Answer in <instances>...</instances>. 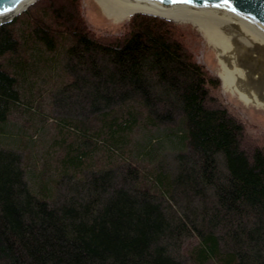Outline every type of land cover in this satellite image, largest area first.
Here are the masks:
<instances>
[{
	"label": "trees",
	"instance_id": "trees-1",
	"mask_svg": "<svg viewBox=\"0 0 264 264\" xmlns=\"http://www.w3.org/2000/svg\"><path fill=\"white\" fill-rule=\"evenodd\" d=\"M197 35L145 13L98 34L81 0H36L0 24V264H264V131L223 100ZM59 54L53 84L82 111L45 116L39 157L43 125L10 117L37 114L22 85ZM139 132L153 140L136 150ZM164 139L169 175L150 166Z\"/></svg>",
	"mask_w": 264,
	"mask_h": 264
},
{
	"label": "rangeland",
	"instance_id": "rangeland-1",
	"mask_svg": "<svg viewBox=\"0 0 264 264\" xmlns=\"http://www.w3.org/2000/svg\"><path fill=\"white\" fill-rule=\"evenodd\" d=\"M82 13L87 20L88 25L98 34H121L125 30V24L128 19H124L120 22H116L114 19L109 18L103 11L101 5L97 0H81ZM177 21V20H175ZM184 27L190 25L197 31L198 37L187 38V42L191 51L194 54L195 59L205 65L209 72L216 75L220 79V95L226 103H229L233 108H236L238 113L245 119L250 125L254 126L250 128V131L255 132L264 131V108L255 104H246L241 100L236 92H233L229 87L223 84V79L220 73H223L222 64L218 58V52L215 47L210 44L204 31L200 30L197 25L189 21H177ZM42 60V59H41ZM40 59L37 58L36 64L38 68L35 73H31L26 78V82L23 86V94L26 99L33 98L36 107H38L37 114H31L22 108H16L12 112L10 117V126L13 128H19L25 121H30L31 124L41 126L40 137L41 141L37 147V154L40 157V153L46 150L49 135H52L54 128L50 123L44 124L46 115H60L64 117H76L81 114L82 102L71 95L61 94L58 90V86H54L58 79L61 78L62 68H64L65 58L59 54L49 59H43V64L39 66ZM39 63V64H38ZM54 86V87H53ZM53 87V88H52ZM67 96V97H66ZM139 132L134 136V146L136 144V150L141 149L150 140H153L152 133ZM157 134V132L155 133ZM10 140H16V138H9ZM171 142L168 140H161L159 150L156 152L150 166L156 167L157 170L163 173L173 174L176 172V154L175 149L170 146ZM21 158L26 157V151L21 149L17 150ZM194 238L191 240H185L182 247L179 250V254H182L187 248L193 244ZM187 264V263H186Z\"/></svg>",
	"mask_w": 264,
	"mask_h": 264
},
{
	"label": "bare ground",
	"instance_id": "bare-ground-1",
	"mask_svg": "<svg viewBox=\"0 0 264 264\" xmlns=\"http://www.w3.org/2000/svg\"><path fill=\"white\" fill-rule=\"evenodd\" d=\"M105 14L120 22L137 11L157 13L177 21H189L204 31L218 52L223 84L246 104L264 108V38L240 20L222 13L176 9L157 11L144 4L124 0H97ZM26 3L21 9L26 7ZM11 18H0V22Z\"/></svg>",
	"mask_w": 264,
	"mask_h": 264
},
{
	"label": "water",
	"instance_id": "water-1",
	"mask_svg": "<svg viewBox=\"0 0 264 264\" xmlns=\"http://www.w3.org/2000/svg\"><path fill=\"white\" fill-rule=\"evenodd\" d=\"M36 0H0V18L11 16V18L1 21L0 24L10 22L21 12L25 11ZM136 2L149 6L157 11L168 12L176 9H189L195 11H208L215 13H222L240 20L248 25L252 30L257 32L264 38V0H229V7H217L222 4L223 0H192L191 3L182 2V0H124ZM27 4L24 9L21 6ZM7 9V11H5ZM134 13H145L164 18L173 19L157 13L137 11ZM133 13V14H134ZM175 20V19H173Z\"/></svg>",
	"mask_w": 264,
	"mask_h": 264
},
{
	"label": "snow or ice",
	"instance_id": "snow-or-ice-1",
	"mask_svg": "<svg viewBox=\"0 0 264 264\" xmlns=\"http://www.w3.org/2000/svg\"><path fill=\"white\" fill-rule=\"evenodd\" d=\"M170 2H174V0H170ZM182 2L191 3L192 0H182ZM216 6L217 7H229L230 8L229 0H223L222 4H218ZM230 10L235 11V9H233V8H230ZM5 11H7V9H5Z\"/></svg>",
	"mask_w": 264,
	"mask_h": 264
}]
</instances>
